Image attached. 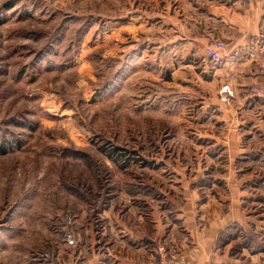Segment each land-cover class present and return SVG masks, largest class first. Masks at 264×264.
Here are the masks:
<instances>
[{"label": "rangeland", "instance_id": "1", "mask_svg": "<svg viewBox=\"0 0 264 264\" xmlns=\"http://www.w3.org/2000/svg\"><path fill=\"white\" fill-rule=\"evenodd\" d=\"M139 1L0 0V264H202L233 212L226 157L197 136L218 133L216 101L169 104L168 65L126 26Z\"/></svg>", "mask_w": 264, "mask_h": 264}, {"label": "crops", "instance_id": "2", "mask_svg": "<svg viewBox=\"0 0 264 264\" xmlns=\"http://www.w3.org/2000/svg\"><path fill=\"white\" fill-rule=\"evenodd\" d=\"M139 4L136 18L141 21L136 28L126 26L136 30L138 42L154 44L153 71L159 77L168 65L169 104L182 102L201 111L209 108L210 100L216 101L213 111L218 133L197 136L203 142L214 141L226 157L222 169L232 170L231 182L230 177L224 179L231 183L234 210L218 216L217 222L223 227L233 224L235 255L229 261L227 254L214 251L220 248L216 244L214 249V241L223 227L212 226L203 238L202 264H216V254L224 259L222 263L227 260L225 264H264V230H260L264 224L260 229L253 225L260 220L264 223V95L251 93L252 88L264 91V0H140ZM213 41L225 45L217 64L204 52ZM164 48H168L167 56ZM223 86L233 95L229 103L218 100ZM245 159L252 170L248 179L242 171L246 170ZM243 207H263L258 221L240 213ZM154 228L159 232V223ZM140 255L136 254L135 261L127 257L123 264H139Z\"/></svg>", "mask_w": 264, "mask_h": 264}, {"label": "built area", "instance_id": "3", "mask_svg": "<svg viewBox=\"0 0 264 264\" xmlns=\"http://www.w3.org/2000/svg\"><path fill=\"white\" fill-rule=\"evenodd\" d=\"M180 28V26H177ZM225 50V45L220 41H213L208 44L204 50L205 55L213 64H217L221 62L222 59V52ZM251 93L256 96L260 97L264 95V91L259 88H252ZM219 99L223 103H229L233 97L231 91L229 90L228 86H223L220 88L218 93ZM154 264H188L182 258H162L158 262Z\"/></svg>", "mask_w": 264, "mask_h": 264}]
</instances>
